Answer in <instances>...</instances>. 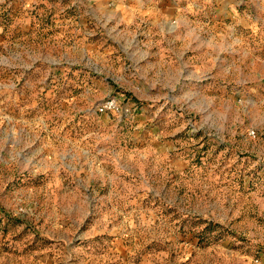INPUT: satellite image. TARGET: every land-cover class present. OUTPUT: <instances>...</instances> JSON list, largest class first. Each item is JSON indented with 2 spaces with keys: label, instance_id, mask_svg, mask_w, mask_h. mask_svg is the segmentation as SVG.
<instances>
[{
  "label": "rangeland",
  "instance_id": "1",
  "mask_svg": "<svg viewBox=\"0 0 264 264\" xmlns=\"http://www.w3.org/2000/svg\"><path fill=\"white\" fill-rule=\"evenodd\" d=\"M46 15L36 14L30 44L22 50L10 44L9 52L28 54L29 64L39 57L61 66L70 44L53 37L50 24L57 17ZM199 48L179 38L177 59L163 56L162 74L147 78L149 91L127 100L108 97L124 111L119 117L114 111L105 128L102 119L99 129L88 115L96 98L84 92L81 101L74 100L82 86L68 92V85L61 106L27 113L50 121L41 131L50 152L34 153L39 143L33 134L24 135L19 153L11 159L7 151L4 161L19 167L43 161L50 181L43 188L17 189L2 178L8 202L0 211L12 222L0 217V264H264V63L214 62ZM127 62L122 63L128 67ZM42 79L32 76L37 86ZM19 127L22 133L40 132L35 122ZM92 128L94 141L85 142ZM91 143L106 152L95 155L99 165L106 158L108 173L93 175L86 168L91 158L81 157L80 148Z\"/></svg>",
  "mask_w": 264,
  "mask_h": 264
},
{
  "label": "crops",
  "instance_id": "2",
  "mask_svg": "<svg viewBox=\"0 0 264 264\" xmlns=\"http://www.w3.org/2000/svg\"><path fill=\"white\" fill-rule=\"evenodd\" d=\"M37 13L56 16L50 24L54 26L53 37L61 44H70L61 55V66H52L51 60L39 57L31 59L34 65L29 64L28 54L23 55L21 51L35 35L39 22ZM179 38L187 40L193 50L195 45H202L196 51L203 52L206 60L221 63L228 59H252L264 63V0H0V124L10 125L5 131L3 126L0 129V204L8 202L3 199L6 194L2 178H10L11 187L17 189L43 188L50 181L47 164L43 161L28 167L9 164L8 159L4 161V154L10 151L12 159L14 153H19L22 137L31 134L39 143L34 147V153L48 155L41 131L50 121L44 116L29 117L28 112L40 107L61 106L65 98L60 101V97L67 94L68 85L71 84L68 92L72 91V85L82 86L78 91L80 99L74 96V100L81 101L84 92L88 94L85 98H96L99 102L88 115L99 129L98 119H102L105 128L116 112L99 113L97 106L102 99L113 96L124 100L136 92L149 91L147 78L151 74H162L163 56L169 55L171 61L177 59ZM10 44L21 50L9 52ZM151 44L158 46V50L149 51ZM162 44H168L170 50L163 52ZM123 61H128V67ZM238 73L243 74L241 64ZM35 74L43 76L42 85L34 84L32 76ZM119 90L124 91V97ZM91 99L89 101H93ZM78 106L82 108L83 105ZM122 106L130 107L124 103ZM9 108L10 113L6 114ZM15 108L21 109L20 115L13 113ZM117 114L119 117L123 111ZM31 122L40 126V132L34 134L27 129L22 133L19 124ZM95 136V128H92L86 134L85 142L94 141ZM78 140L83 144L84 136L80 134ZM99 150L93 143L85 149L80 148L81 157L88 154L91 158L86 168L93 175L109 172L106 158H102L105 162L100 165L97 162L95 153L107 156L104 150ZM78 165L82 171V162ZM52 168L54 172L61 171L58 165ZM31 189L25 197L31 196ZM14 197L18 198L17 195ZM1 216L4 222H12L10 215L2 210ZM38 226L41 230L45 228Z\"/></svg>",
  "mask_w": 264,
  "mask_h": 264
},
{
  "label": "built area",
  "instance_id": "3",
  "mask_svg": "<svg viewBox=\"0 0 264 264\" xmlns=\"http://www.w3.org/2000/svg\"><path fill=\"white\" fill-rule=\"evenodd\" d=\"M98 111H104V110H113L115 112H119L121 110L124 111V109L119 107L115 100L113 98H106L104 99L98 106Z\"/></svg>",
  "mask_w": 264,
  "mask_h": 264
}]
</instances>
